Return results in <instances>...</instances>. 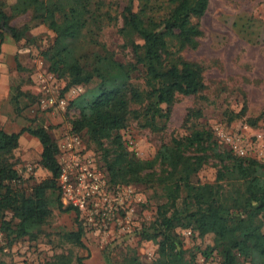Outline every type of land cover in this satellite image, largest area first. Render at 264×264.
Segmentation results:
<instances>
[{
    "label": "trees",
    "instance_id": "1",
    "mask_svg": "<svg viewBox=\"0 0 264 264\" xmlns=\"http://www.w3.org/2000/svg\"><path fill=\"white\" fill-rule=\"evenodd\" d=\"M135 1L140 4L136 13L131 9ZM209 4L210 0H128L120 29L128 39L124 47L132 54V61L127 63L115 60L108 52L87 55L75 48L76 44L100 45L97 33L111 21L102 2L15 0L10 6L11 16L0 8V44L5 35L15 42L21 40L25 30L13 27L11 18L31 12L34 20H41L55 35L53 45L42 55L48 71L66 81L64 91L97 81L93 91L70 103L79 112L72 122V133L83 132L103 152L112 184L142 183L160 189L164 203L157 209L156 226L153 234L144 233L146 239H159L152 264H196L194 255L186 257L177 228L201 237L214 236L213 247L200 253L206 260L215 255L220 264H264V163L231 150L218 152V138L206 129L174 138L161 146L152 160L141 161L127 150L120 134L130 121L151 132H163L179 96L196 97L204 92L203 67L184 54L199 48L201 20ZM132 36L139 37L142 44L135 43ZM136 72L142 74L143 89L131 83ZM192 113L194 110L187 117ZM239 117L234 115L233 119ZM258 121L251 120L249 125L255 127ZM24 133L39 141L40 166L47 172L28 193L12 186L19 179L13 161ZM206 150L212 151L220 164L215 182L193 184L192 178L207 160L199 153ZM57 154V144L45 128L18 133L0 129V222L11 230L16 220L14 233L18 237L29 235L30 228L51 216L47 195L59 191ZM57 203L62 210L59 195ZM62 211L78 213L72 206ZM81 236L78 227L67 239L84 248ZM127 264L142 263L132 258Z\"/></svg>",
    "mask_w": 264,
    "mask_h": 264
},
{
    "label": "rangeland",
    "instance_id": "2",
    "mask_svg": "<svg viewBox=\"0 0 264 264\" xmlns=\"http://www.w3.org/2000/svg\"><path fill=\"white\" fill-rule=\"evenodd\" d=\"M91 1L104 3L103 10L109 13L111 21H106L97 33L100 45L76 44L75 48L87 55L108 52L121 63L131 62V50L124 47L128 39L120 32L122 12L128 0ZM14 2L0 0V8L11 16L10 6ZM131 9L138 12L139 2H133ZM10 24L25 32L19 42L5 35L0 44V129L18 133L22 129L45 128L57 144L60 166L68 157V152H61V144L67 138L77 137L76 150L80 154L75 155L80 156V165L76 167L69 158L65 161L72 169L68 182L63 185L57 181L59 191L48 193L51 216L45 223L30 228L29 235L18 237L14 233L16 220L11 223L12 231L0 222V264H127L132 258L142 264H152L157 258L159 239H146L144 233L153 234L156 226L157 209L164 203L160 189L142 183L112 184L103 152L83 132L72 133V122L79 112L70 103L93 91L97 81L64 91L66 81L48 71L42 55L53 45L55 35L41 20H34L31 12L13 16ZM201 31L199 48L186 52L184 57L203 67L206 89L201 96H179L163 132H151L130 121L120 132L127 150L141 161H150L161 146L174 138L188 136L194 130L214 133L218 128L241 139L243 158L264 163V126L261 124L264 119V0H210L201 20ZM132 39L142 44L139 37L132 36ZM131 83L143 89L142 74L134 73ZM190 110L194 113L187 117ZM197 111L199 117L195 116ZM234 115L240 117L233 119ZM255 119L259 121L251 127L249 124ZM217 141L218 152L235 153L231 146ZM41 151L37 139L26 133L21 135L13 161L19 179L12 183L13 187L28 193L46 178L47 172L40 166ZM202 154L207 157L206 163L192 178V183L212 184L220 164L212 151L199 153ZM81 166L87 167L82 184L77 180ZM68 186L71 192L63 193ZM58 195L62 210L79 200L81 203L75 207L78 213L60 210ZM78 227L82 229L84 248L67 239ZM175 232L181 238L187 258L194 255L196 264H220L215 255L207 260L200 256L202 251L213 247V235L201 237L181 228Z\"/></svg>",
    "mask_w": 264,
    "mask_h": 264
},
{
    "label": "built area",
    "instance_id": "3",
    "mask_svg": "<svg viewBox=\"0 0 264 264\" xmlns=\"http://www.w3.org/2000/svg\"><path fill=\"white\" fill-rule=\"evenodd\" d=\"M48 103L49 104L52 103V100H49ZM261 124L264 126V121ZM214 134L221 142L231 146V149L235 152V154H237L239 156L245 155V152H244V149L242 146V141L239 137H235V136H231L229 134H226L222 130H219L218 128H215ZM78 145H79L78 138L72 137V138H67L60 146L62 153H63V151L68 152V157L64 158V162H61V166L59 164V166L61 168V172H60V176L58 178V181L60 183H62L63 185H66V183L68 182L69 173L72 171L70 163L67 164L65 161L69 158L70 160H72L74 162V165L76 167H78L80 165V163H79L80 156L75 155V153L80 154L76 150ZM73 150H75V151H73ZM62 164H65V166H63ZM80 170H81L80 176H78L77 180L80 182V184H82L84 179H85L87 167L81 166ZM90 176H91V174H90ZM67 192L68 193L71 192L70 186H68L66 189L64 188L63 193H67ZM80 203L81 202L79 200H75L72 202L71 206L75 208Z\"/></svg>",
    "mask_w": 264,
    "mask_h": 264
}]
</instances>
